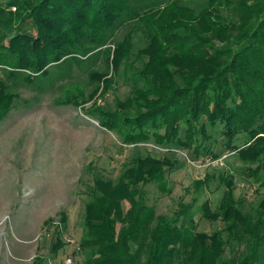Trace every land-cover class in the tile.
Wrapping results in <instances>:
<instances>
[{"label": "trees", "instance_id": "16d2710c", "mask_svg": "<svg viewBox=\"0 0 264 264\" xmlns=\"http://www.w3.org/2000/svg\"><path fill=\"white\" fill-rule=\"evenodd\" d=\"M132 1L0 0V67L10 77L22 71L47 75L48 65L78 52L84 42L104 43L116 22L137 21L153 41L141 52L146 62L137 72L144 87L134 89L117 111L105 112L100 126L127 145L152 139L189 148L196 134L209 138L204 119L211 128L221 127L241 161L256 165L253 175L264 174V0H207L199 13L179 0L161 8L149 0L145 13L135 10ZM183 17L200 22L226 48L216 49ZM28 21L34 34L22 29ZM124 52L119 45L115 67ZM11 100L0 82V120ZM239 135L244 145L237 148L233 142ZM173 166L169 160L138 158L116 182L94 178L84 207L86 236L79 245L89 251L83 264H264V204L255 211L257 221L242 213L243 201L234 199L229 180L219 181L226 191L218 207L205 201L199 209L202 219L224 224L211 235L197 232L191 206H181L170 218L146 206L139 185L158 183L164 169ZM123 201L129 203L126 212ZM61 218L64 225V214ZM62 248L56 241L51 251ZM226 249L239 255L223 260Z\"/></svg>", "mask_w": 264, "mask_h": 264}, {"label": "rangeland", "instance_id": "374dc122", "mask_svg": "<svg viewBox=\"0 0 264 264\" xmlns=\"http://www.w3.org/2000/svg\"><path fill=\"white\" fill-rule=\"evenodd\" d=\"M132 2L135 10L146 13L150 9L145 7L149 0ZM151 2L161 8L171 0ZM179 5L199 13L207 8V0H179ZM186 18L183 21L192 31L216 49L226 48L200 22ZM29 25L28 21L22 29L34 34ZM147 36L137 21L116 22L106 32L104 43L84 42L78 52L48 65L47 75L22 71L10 77L0 67V82L12 96L0 120V264H39V260L42 264H68L67 260L83 264L89 251L80 250L79 245L86 236L84 207L91 199L88 193L94 178L116 182L138 158L174 163L164 169L158 183L139 185L146 206L156 215L170 218L183 206H191L197 232L221 231L224 224L202 219L199 209L205 201L212 209L218 207L226 191L220 183L224 178L232 182L234 199L243 201L241 212L257 221L255 211L264 204V174L253 175L256 165L239 159L219 125L211 128L203 119L209 138L196 134L189 148L178 143L162 146L152 139L127 145L116 132L100 126L105 112L117 111L134 89L144 87L137 72L146 62L141 52L153 44ZM121 44L125 52L115 67L112 60ZM185 129L181 125V140ZM243 141L239 135L233 144L243 147ZM122 209H129L127 201ZM56 241L63 248L55 254L51 249ZM230 250L226 249L223 260L239 255Z\"/></svg>", "mask_w": 264, "mask_h": 264}, {"label": "built area", "instance_id": "2783aa9c", "mask_svg": "<svg viewBox=\"0 0 264 264\" xmlns=\"http://www.w3.org/2000/svg\"><path fill=\"white\" fill-rule=\"evenodd\" d=\"M71 245L75 244L74 240H70ZM67 263L70 264V260H67Z\"/></svg>", "mask_w": 264, "mask_h": 264}]
</instances>
